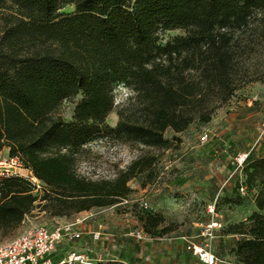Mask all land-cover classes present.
<instances>
[{
	"label": "trees",
	"instance_id": "16d2710c",
	"mask_svg": "<svg viewBox=\"0 0 264 264\" xmlns=\"http://www.w3.org/2000/svg\"><path fill=\"white\" fill-rule=\"evenodd\" d=\"M66 5L75 13L61 14ZM0 10V157L18 158L49 187L39 198L23 178L0 179V233L7 236L36 211L69 220L115 206L128 199L131 181L152 177L156 155L138 158L112 180L79 175L94 138L171 150L178 139H166L167 130L209 125L239 90L264 77L255 62L264 0H0ZM176 30L184 34L161 43ZM117 83L134 92L119 108ZM80 95L74 121L66 123L61 107ZM113 113L116 127L107 124ZM247 178L259 183L257 211L225 234L240 237L231 251L235 264H264V158L249 165ZM136 216L152 238L171 231L158 233L160 215Z\"/></svg>",
	"mask_w": 264,
	"mask_h": 264
},
{
	"label": "rangeland",
	"instance_id": "374dc122",
	"mask_svg": "<svg viewBox=\"0 0 264 264\" xmlns=\"http://www.w3.org/2000/svg\"><path fill=\"white\" fill-rule=\"evenodd\" d=\"M75 11L73 5H66L60 13L71 15ZM2 14L4 13L0 10V19ZM183 34L179 30L163 33L161 43L166 44ZM258 44L259 54L255 62L257 68L264 72V41H259ZM114 97L115 106L119 108L129 103L134 92L125 84L117 83L114 86ZM82 99L83 96L80 95L73 101L64 102L60 115L66 123H73L75 107ZM231 114L239 116L238 125L226 124ZM221 115L223 117L217 119ZM244 122L253 125H243ZM117 123V114H111L107 124L116 127ZM247 130L248 133L245 132ZM206 132L211 137L203 145L201 138ZM165 138L171 141L178 139L171 150L158 151L139 145H124L98 136L85 146L78 173L93 180H112L118 172L126 170L138 158L146 155L158 156L159 160L151 178L145 174L129 183V204L118 203L103 209L107 211L106 215L111 223L125 228L123 237L119 236L116 241L125 242L124 250H131L127 248L125 240L131 241L132 238L126 234L142 228L136 212L160 215L164 217V226L158 233L163 228L171 231L163 238L153 240L159 244L158 247L163 243H170L172 249L171 254L165 256L168 258L162 260L169 264H187L189 255L184 257L180 246L183 239L204 243L202 234L209 226L217 224L213 248L226 264L235 263L231 251L240 237L227 235L225 231L230 225L246 221L257 211L255 198L259 183L249 181L247 171L254 160L264 158V77L261 81L239 90L232 101L215 113L209 125L195 124L182 134H176L169 129ZM244 153L249 154V159L240 169L234 159ZM5 157H9V153ZM38 182L40 188L35 195L42 198L49 187L40 180ZM143 183H147V186H143ZM144 202L149 204L147 209L143 206ZM101 210L95 209L91 213L97 214ZM78 216L70 218L69 221L74 222ZM60 222V219L36 211L13 235L0 233V246L34 226H52ZM120 230L118 229L119 233ZM116 246L118 247L117 243ZM158 250L161 256L164 249L159 247Z\"/></svg>",
	"mask_w": 264,
	"mask_h": 264
},
{
	"label": "built area",
	"instance_id": "2783aa9c",
	"mask_svg": "<svg viewBox=\"0 0 264 264\" xmlns=\"http://www.w3.org/2000/svg\"><path fill=\"white\" fill-rule=\"evenodd\" d=\"M211 134L206 132L201 138L203 145L210 141ZM249 159V154L244 153L235 157L238 168L242 169ZM6 177L23 178L35 187L38 192L40 186L35 176L23 167L18 158L0 157V179ZM128 199L120 204H129ZM143 206L147 209L149 204L144 202ZM101 210L99 213L90 214L85 219H77L74 222L65 221L52 226L37 225L26 233L0 246V264H102L106 262H118L110 259L105 260L101 257L91 258L87 253L80 250L70 249L62 259H56L60 249L65 245L79 243L85 237L81 226L94 217L105 213ZM217 224L209 226L202 234L205 238L204 243H196L184 238L187 244V252L190 260L187 264H226L219 258L216 250L213 248L215 240V228ZM104 225L99 224L98 228L88 233L94 243H101L104 237ZM128 237L137 241L153 240L142 228L128 232ZM235 264V263H233Z\"/></svg>",
	"mask_w": 264,
	"mask_h": 264
},
{
	"label": "crops",
	"instance_id": "0c3cea01",
	"mask_svg": "<svg viewBox=\"0 0 264 264\" xmlns=\"http://www.w3.org/2000/svg\"><path fill=\"white\" fill-rule=\"evenodd\" d=\"M222 117L223 115L218 116L217 119L222 118ZM238 117H239L238 115L231 114L230 120H227L226 124L227 125H232V124L238 125V122L240 121V120H237ZM243 125H253V124L250 122H244ZM245 132L248 133V130ZM106 213L107 211H105V213L98 215L94 217L93 219H90L89 221L84 223L81 226V229L86 234L83 240L73 245L63 246L60 249L59 253L57 254L56 259L64 258L70 249H76L84 253H87L91 258L96 259L98 257H101L105 260L113 259L123 264H169L168 262L166 263V261H163V260H166V258H168L165 256H169L171 254L172 249H171L170 243H163L162 245L159 246L164 249L161 254V256L163 257L159 255V250H158L159 244L155 243L156 240L137 241L135 239H131L130 241L129 239H127L125 240L127 244V248L131 250H127V249L124 250L125 242L124 243L120 242V240L116 241V238H118L119 236L123 237L122 234L125 233L124 231L125 228L122 229L120 225H117L116 223H111ZM90 214L92 213L91 212L81 213L76 219H85L88 216H90ZM65 221H69V220H61V222H65ZM99 224L104 225V228H103L104 237L101 243H94L91 236L88 235V233L95 231L98 228ZM118 229L119 230L121 229L120 233ZM126 235L124 234L125 237ZM116 243L118 247L116 246ZM180 246L182 248L181 252L183 253L184 257H187L189 254L186 251L187 249L186 241H183V244L181 243ZM117 248H119V251ZM189 258H190V255H189Z\"/></svg>",
	"mask_w": 264,
	"mask_h": 264
}]
</instances>
